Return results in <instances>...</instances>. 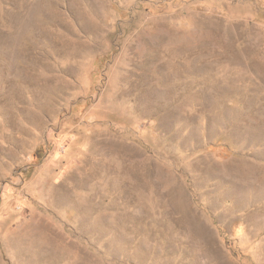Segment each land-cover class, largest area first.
<instances>
[{
  "label": "rangeland",
  "instance_id": "rangeland-1",
  "mask_svg": "<svg viewBox=\"0 0 264 264\" xmlns=\"http://www.w3.org/2000/svg\"><path fill=\"white\" fill-rule=\"evenodd\" d=\"M0 264H264V0H0Z\"/></svg>",
  "mask_w": 264,
  "mask_h": 264
}]
</instances>
